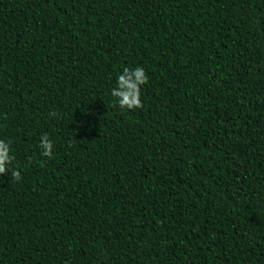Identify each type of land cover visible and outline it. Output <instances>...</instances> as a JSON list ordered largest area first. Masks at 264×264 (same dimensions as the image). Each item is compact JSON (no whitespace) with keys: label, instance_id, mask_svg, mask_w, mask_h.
Segmentation results:
<instances>
[{"label":"trees","instance_id":"trees-1","mask_svg":"<svg viewBox=\"0 0 264 264\" xmlns=\"http://www.w3.org/2000/svg\"><path fill=\"white\" fill-rule=\"evenodd\" d=\"M0 139V264H264V0H0Z\"/></svg>","mask_w":264,"mask_h":264},{"label":"clouds","instance_id":"clouds-1","mask_svg":"<svg viewBox=\"0 0 264 264\" xmlns=\"http://www.w3.org/2000/svg\"><path fill=\"white\" fill-rule=\"evenodd\" d=\"M131 72V74H129ZM124 74L117 78V85L111 90V95L115 97L114 103L121 109L139 108L142 106L140 100V86L148 82V77L144 68L136 67L134 71L125 67ZM43 143L40 147L44 150L43 155L51 157L53 144L49 140L47 134L42 137ZM10 148L8 143L0 139V176L7 173L6 164L12 162V157L9 155ZM12 176L19 180L20 172L13 170Z\"/></svg>","mask_w":264,"mask_h":264}]
</instances>
